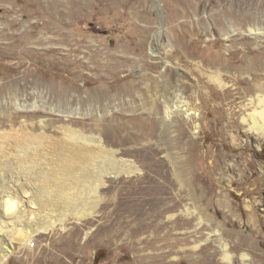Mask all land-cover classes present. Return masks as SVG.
<instances>
[{
    "label": "rangeland",
    "instance_id": "1",
    "mask_svg": "<svg viewBox=\"0 0 264 264\" xmlns=\"http://www.w3.org/2000/svg\"><path fill=\"white\" fill-rule=\"evenodd\" d=\"M176 4L0 2V48L18 39L5 35L26 36L19 51L0 49V126L29 120L39 133L48 120L57 138L63 124L93 135L100 120L106 145L138 168L106 178L80 205L91 214L68 216L3 264H227L225 253L264 264V141L241 118L264 94L254 93L264 34H250L264 32V0ZM13 150L0 153V184L31 171ZM33 204V223L59 219L62 208L53 217Z\"/></svg>",
    "mask_w": 264,
    "mask_h": 264
},
{
    "label": "bare ground",
    "instance_id": "2",
    "mask_svg": "<svg viewBox=\"0 0 264 264\" xmlns=\"http://www.w3.org/2000/svg\"><path fill=\"white\" fill-rule=\"evenodd\" d=\"M4 1L6 0H0V2ZM164 1L168 6L170 3H177L175 7L181 5L183 7L191 0ZM157 7L160 6L157 4ZM250 34L262 39L264 32L261 28H252ZM5 36L10 39L16 37L18 39L8 44L7 48H0L1 52L3 49L7 50L8 47H12L17 51L23 48L26 39L25 34L20 36L8 34ZM155 38L159 42L162 39V31H159ZM155 52L154 46H151L150 53L154 56ZM211 78L220 88L227 87L225 83L223 84L221 75L211 76ZM263 90L259 85H256L254 93ZM31 107L37 108L36 106ZM245 107V110L241 113L243 122L249 125L250 132L255 134L257 139L261 138L264 141V94L260 93L256 98L249 100ZM248 107L253 108L252 113L248 111ZM21 108H26V106H21ZM46 121L40 120L41 130L39 133L34 131L32 128L34 123L29 120L22 122L19 129L15 128L13 123H11V126L9 124L10 130L0 126V153L11 155V147H14L13 151L17 159L21 158L20 163L31 165L29 167L31 171L25 173L24 177H16L14 180L8 179V182L1 180L0 264H3L21 245L34 246L32 239L38 234L52 231L60 224L63 226L68 216L91 214L88 211L89 202L87 205H80L89 201L94 190L106 178L115 180L123 175L131 176L138 171L135 163L118 158L119 150L109 148L106 145V141L101 135L102 125L99 123L100 120L96 122L95 129L97 133L93 135H87L75 129L71 130L69 125L63 124L56 127L61 135L57 138H54L53 134L47 133V127L50 124L49 122L46 124ZM20 152H23L22 155H20ZM3 160L0 164L4 162ZM5 164L3 163V165ZM38 164H41L43 168L34 172L35 170L32 167H36ZM23 201L26 203L22 206L19 205ZM34 202L37 203L40 209L51 207V210L47 211L48 213H44L45 215L53 216L54 212L58 210L55 208H62V211L59 210V214L56 213L59 219L51 221V217L50 220L48 216L45 218L46 221L41 222L40 220L36 224L33 223L31 215L34 217L33 214L35 213L32 209L36 207L30 204ZM10 203L13 206H10ZM246 257V255H243L242 259L245 263L247 262ZM224 258L227 264H231L232 257L229 253H225Z\"/></svg>",
    "mask_w": 264,
    "mask_h": 264
}]
</instances>
